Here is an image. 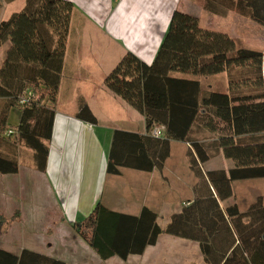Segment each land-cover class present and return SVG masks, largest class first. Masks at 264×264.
Here are the masks:
<instances>
[{"label":"trees","instance_id":"1","mask_svg":"<svg viewBox=\"0 0 264 264\" xmlns=\"http://www.w3.org/2000/svg\"><path fill=\"white\" fill-rule=\"evenodd\" d=\"M11 2L12 0H0ZM224 16L233 11L264 26V0H192ZM212 4V5H210ZM70 0H24L18 11L0 19V173L19 169L21 148L30 149L44 170L71 13ZM226 76V88L203 79ZM103 85L140 113L145 131L114 129L106 172L120 168L161 169L172 141L187 145L195 178L193 198L164 225L143 206L128 214L97 202L71 226L101 259L142 254L168 234L196 241L207 264H264V198L244 210L227 202L232 182L264 178V49L239 45L226 32L204 28L199 18L173 9L153 60L146 63L126 51L106 74ZM18 121L8 126L10 111ZM75 117L96 124L87 104ZM163 127L154 136L155 127ZM222 157L227 165L213 166ZM0 264H67L32 249L0 247Z\"/></svg>","mask_w":264,"mask_h":264},{"label":"crops","instance_id":"2","mask_svg":"<svg viewBox=\"0 0 264 264\" xmlns=\"http://www.w3.org/2000/svg\"><path fill=\"white\" fill-rule=\"evenodd\" d=\"M71 1L74 8L71 13L56 105L60 100L59 97H66L70 102L77 103L73 109L70 107L71 111L57 109V106L55 108L44 170L37 169L35 162L32 161V152L26 151V164H19L16 173H0V200H5L7 195L11 194L9 181L12 177L23 172H26L30 178L26 181L28 198L36 193V178L39 177L41 180L42 177L49 186L48 203L40 201L36 202L34 206L28 204L17 208L13 213L16 218L22 222L33 220L32 224L40 222L41 219L43 222L45 219L47 220L49 212L46 209L49 206H57L61 213L59 219L63 223H60L54 230L49 227L50 225H45L44 230L50 232L48 236L39 234L30 240H20L18 236L15 237L13 234L12 238L6 229L4 233L3 228L0 247L15 252H19L22 248L32 249L60 259L67 264H107V259H101L79 237L71 226L72 222L82 220L98 201L110 209L128 214H138L141 208L146 206L157 213V218L163 212L171 215L179 211L185 202L193 198L192 186L195 178L188 167V160L187 168L192 174V179L187 176L188 179L181 181L177 175L171 176V173H179L167 169L177 164V161L170 159L171 145L169 156L161 169L141 171L122 167L119 169V174L107 173L106 156L113 130L122 129L143 133L145 131L144 118L133 108L134 112L130 108L127 109L123 100H118L119 97L117 98L111 91L104 88L103 76L106 72H103L100 79V86L103 89L102 98L104 95L113 97L117 101L118 108H121L125 114L113 122L118 127L109 125L107 119L110 117L105 115L107 111L102 114L99 109L95 111L92 107L93 101H98L95 95L99 92L93 90L89 96H85L80 84L87 81H97L96 74L106 70V66L115 64L126 51H130L144 62L150 63L167 28L173 9L182 3H180L181 0ZM198 7L201 8L202 6L199 5ZM180 8L197 16L202 27L213 29V25L207 26L202 23V11L197 13L187 7ZM203 11L210 13L212 20L213 15L221 16L205 9ZM86 39L94 40V51L99 50L110 56L107 64L96 63V68H92L87 63L83 52H81L89 44L85 43ZM5 48L6 45L0 48V63ZM92 71L94 72L92 73ZM81 103L87 104L96 117V124H90L75 117L78 104ZM1 104L2 99H0V108ZM11 116H13V122L18 121L16 110L10 111ZM184 145L187 150V145L185 143ZM22 166L26 167L27 170L22 172ZM33 177L34 179H32ZM179 178L180 181H178ZM184 191H186V195H182ZM105 193L107 194L106 197ZM118 193H127V195L121 196ZM37 196L41 198L40 194ZM29 199L31 200V198ZM5 205V203L0 202V228L6 223L2 215V209ZM37 208L40 209L39 212ZM78 218L80 219L78 220ZM14 230L18 231V229ZM166 235L168 234L159 235L155 244L147 246L142 254L129 255L124 259V263L194 264L193 262H196L197 258L198 263L207 264L203 261L196 241ZM160 244H163L167 249H159ZM182 248L187 252V256L181 254Z\"/></svg>","mask_w":264,"mask_h":264},{"label":"rangeland","instance_id":"3","mask_svg":"<svg viewBox=\"0 0 264 264\" xmlns=\"http://www.w3.org/2000/svg\"><path fill=\"white\" fill-rule=\"evenodd\" d=\"M183 2L185 3L183 4ZM23 3H24V0H12L11 2H6V3L2 1V5L0 7V19H6L10 15V13H12L13 11L20 10L23 6ZM180 3H182V5H179L178 7H187L189 8V10H193L197 13L202 11L201 12L202 23H204L207 26L213 25L214 30H220V31L226 32L231 37L236 39L239 45H243L248 48L264 49V26H260L254 23L253 21H251L250 19L243 17L233 11H228L227 14L224 16H214L213 15V20H212L210 13L206 11L204 12L203 11L204 9L202 7L201 8L198 7L200 5L198 2H194L192 0H188V1L181 0ZM85 43H89V44L83 50H81V52H83V56L85 57L87 63L90 64L92 68H96V63H103V64L106 63L107 64V60L110 59V56L108 54L106 55L105 53L100 52L99 50L94 51L93 49L94 40L86 39ZM114 65L115 64H113L112 66H106V70L100 71V74L97 73L96 74L97 81H87L80 85H82V89H83L82 91L85 96H89L93 90H97L99 92L97 95H95L98 101H93V104H91L92 107L95 109V111H98L99 109V111H101L102 114L105 113V111H107L105 115L110 117V119H107L109 121V125L118 127L113 122L116 119H119L125 116V114L123 113L121 108H118V106L116 105L117 101L113 97H109V95H104L102 98L103 89H101V86H100V83H101L100 79L103 75V72L104 73L106 72L105 73V76H106V74L111 70V68ZM93 72L94 71H92V73ZM66 80H69V79L66 78ZM203 82L206 85H209L212 87L226 88V76L224 73L218 76L217 75L211 76V78L203 79ZM78 83H79V80H78ZM59 99L61 101L59 100L58 105H56L58 107L57 109H62V110L65 109V111H71L75 107V103H77V102H73V103L70 102L69 100L66 99V97L65 98L59 97ZM118 100H121V99L118 98ZM66 104H69V105L66 106ZM79 105L80 104H78V108H79ZM125 106L127 109L130 108L134 112V110L127 103L125 104ZM78 108L76 111H78ZM14 123L16 122H13V116H11L7 122V125L12 126ZM124 125L126 126V124ZM171 148H172V151H171L170 159L171 161L173 160L177 161V164H176L177 166L175 165L174 167H168L167 169L179 172V173L175 172V174L171 173V176L175 177L177 175L178 177L181 178V181H185V179H188L187 176H189V178L192 179V174L190 173V171H188V168H187V156L185 155L186 149H185L184 143L180 141H172ZM20 150L21 152H20L19 164L24 165L26 164V161H27L25 152L26 151L32 152V150L23 149V148H21ZM32 161L34 163L33 152H32ZM227 162L228 160L222 159V157H216L213 159V166L220 167L222 165H227ZM21 169H22V172L27 170V168L24 166H22ZM180 178L178 179V181H180ZM32 179H34V177ZM36 179H37L36 193L32 194V197H29L31 198V200L28 198L29 194L27 192L28 190H27V184H26V181L30 180V178L29 176H27L26 172H23L18 176L12 177L11 181H9L10 183L9 192L11 194H8L5 200H0V202L6 204L4 208L2 209V215L6 223L4 224V226H2V228H0V237H3L2 230L4 228V233L6 232V230L9 231V233L11 234L10 237H12V234H13L15 235V237L18 236L20 240H24V239L30 240V238L39 236V234L43 236L45 235L48 236L50 232H47L44 230L45 225L47 226L50 225L49 227H51V229L54 230L60 225V223H63L59 219L61 213L60 211H58L57 206L55 207L49 206L46 209V211H49V212H48L47 220L45 219L43 222H42V219L40 220V222L33 223V224H32L33 220L30 222L28 221L22 222L21 220L16 218V216H14L13 213L15 212L17 208L23 207L28 204L34 206L36 202H40V201H43L44 203L46 202L48 203L49 201L48 197L50 196L49 186L46 183V181L42 179V177H41V180L39 179V177ZM232 186H233V196L227 202L232 201V202L237 203L240 210H244L248 206V204L251 203L258 196H261L262 198H264V178L236 180L232 182ZM39 194L41 195V198H38L37 195ZM106 195L107 194L105 193V197ZM118 195L126 196L127 193L125 194L118 193ZM182 195H186V191L182 192ZM126 200H129V199H126ZM26 201L27 203H25ZM37 209L39 212L40 209L39 208ZM169 217H170L169 214L163 212L162 214L158 215L157 223L160 226L164 225L168 221ZM79 219L80 218H78V220ZM14 229H18V231L16 232V230ZM159 249H167V248H165L163 244H160ZM181 254H184V255L187 254L184 248H182ZM195 261L196 262H193L194 264H204L202 262L198 263L197 258ZM106 263L107 264H127V263H124V260H121L118 257L107 259Z\"/></svg>","mask_w":264,"mask_h":264},{"label":"built area","instance_id":"4","mask_svg":"<svg viewBox=\"0 0 264 264\" xmlns=\"http://www.w3.org/2000/svg\"><path fill=\"white\" fill-rule=\"evenodd\" d=\"M162 131H163V127H162V126L155 127V128L151 131V134L154 135V136H161Z\"/></svg>","mask_w":264,"mask_h":264}]
</instances>
